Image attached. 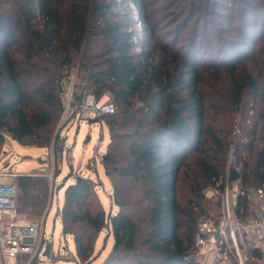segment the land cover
I'll return each mask as SVG.
<instances>
[{
  "label": "trees",
  "instance_id": "trees-1",
  "mask_svg": "<svg viewBox=\"0 0 264 264\" xmlns=\"http://www.w3.org/2000/svg\"><path fill=\"white\" fill-rule=\"evenodd\" d=\"M71 77L68 122L85 93L113 103L112 114L99 116L110 135L101 162L118 206L108 215L90 178L65 190L58 215L74 261L92 264L108 229L114 244L102 264H200L198 226L222 219V205L208 216L203 190L220 183L223 192L228 169L238 172L233 213L244 220L250 194L264 185V0H0V154L6 136L53 145L58 177L66 141L58 146L51 128ZM182 174L191 191L185 205ZM15 182L16 216H40L47 176ZM263 256L249 247L243 264ZM31 264L46 263L36 255Z\"/></svg>",
  "mask_w": 264,
  "mask_h": 264
},
{
  "label": "rangeland",
  "instance_id": "rangeland-1",
  "mask_svg": "<svg viewBox=\"0 0 264 264\" xmlns=\"http://www.w3.org/2000/svg\"><path fill=\"white\" fill-rule=\"evenodd\" d=\"M178 24L179 22L174 23L171 26L172 28L169 30L175 29ZM139 28L141 27L139 26ZM188 32L189 31L186 33ZM69 76H71V74ZM72 78L73 77L67 78L65 80L66 84L71 83V80H74L73 84H75L76 80ZM100 101L111 103L110 96L108 94L103 96ZM99 118L100 117L94 113H84L83 117L79 114L77 120L70 124V122L67 121V116L63 117L62 114L60 115V119L56 125L51 128L52 138L59 133L60 137L58 146H61L64 140L66 141V146L64 147L65 151L61 162V169L57 179L54 176L55 161L53 159V145L46 149L28 148L14 142L10 136H6L5 143L2 146V149L5 146V149L9 151L8 153L13 155L11 160L13 171L26 174L31 171H40L43 169L42 172L37 173L45 174L49 179L47 206L42 214L38 217H31L29 219L23 215H17L16 218L17 220H26L28 222L42 219L49 207L50 201L53 200L52 206L45 220L44 239L49 240V244L51 245L54 253L56 256L60 257V260L55 262V264H77V262L72 258V254H75V243L73 237L63 233L60 216L58 215L59 205L62 206L64 203L65 190L69 186L75 184L77 178L85 177L91 178L95 181L108 215L111 211H113V213L118 211V206L110 199L112 194V185L109 178L105 174L104 167L101 162L110 141L109 126L105 119L100 120ZM26 156H28V158H26ZM38 158L42 160V163ZM91 162L96 164V167L93 170L89 168V163ZM234 163L235 157L233 154V148H231L229 152L228 165ZM3 169L4 163L1 162L0 171ZM231 174V170L228 169L227 176L229 175V178L231 177ZM188 182L189 181L182 174L179 185V199L184 205L191 197ZM56 186L60 188L59 198H56V196L54 197L55 193H57L55 190ZM220 186V183L217 185H209L202 192L204 196V208L206 212H208V216L216 215L219 210H221V205L224 200L223 196L226 192V184L223 192L219 188ZM239 187L240 186L237 181L228 183V193L231 204L236 203L237 196L239 194ZM203 217L205 218L206 216ZM203 217H201V219ZM39 241L41 242V239ZM113 244V234L108 229H104L98 238L96 254L92 264H101L109 255ZM232 251L235 252V250L228 244L224 246L208 245L203 248L196 249V257L200 264H233L230 257V254H233ZM242 255L246 256V251ZM30 258L31 256L26 257L24 260L20 259L18 262L23 263L28 261ZM42 258L46 259V256L42 254ZM260 263L264 264V256Z\"/></svg>",
  "mask_w": 264,
  "mask_h": 264
},
{
  "label": "built area",
  "instance_id": "built-area-1",
  "mask_svg": "<svg viewBox=\"0 0 264 264\" xmlns=\"http://www.w3.org/2000/svg\"><path fill=\"white\" fill-rule=\"evenodd\" d=\"M70 82L66 84L64 81L63 117H68L72 108L74 80ZM78 108V114L70 124L77 120L79 114L82 117L84 113L101 116L114 112L112 104L97 101L90 93L84 94ZM17 177L18 174L12 171H0V264L20 255L31 256L28 261L22 263L31 264V260L44 251V246L42 249L39 248L41 243L39 240H42L45 225L44 217L32 222H24L16 218L18 186L15 178ZM228 177L222 202L221 224L218 226L214 219L202 220L196 233L195 246L198 249L208 245L228 244L235 250L240 264H243L242 254L247 248L261 249L264 252V185L250 194V213L246 219L241 220L233 213L236 203H230ZM3 179L7 181H1Z\"/></svg>",
  "mask_w": 264,
  "mask_h": 264
},
{
  "label": "crops",
  "instance_id": "crops-1",
  "mask_svg": "<svg viewBox=\"0 0 264 264\" xmlns=\"http://www.w3.org/2000/svg\"><path fill=\"white\" fill-rule=\"evenodd\" d=\"M14 142H16V141H14ZM17 143V142H16ZM19 144V143H18ZM20 145V144H19ZM21 146H23V145H21ZM24 147H28L29 148V146H24ZM30 148H37V147H30ZM40 149H46V148H40ZM9 151H7L6 149H5V146H4V148L2 149V152H1V154H0V163L2 162V163H4V169L3 170H7V171H12V172H14V173H17V172H15V171H13V167L11 166V160H12V158H13V155H11V153H8ZM26 158H28V156H26ZM39 160H40V162L42 163V160L40 159V158H38ZM102 160V159H101ZM95 167H96V164L95 163H93V162H91V163H89V168L90 169H95ZM61 169V168H60ZM42 170L43 169H41L40 171H31V172H29V173H26V174H21V173H17L18 174V177L19 176H31V175H34V174H36L37 172H42ZM2 171V170H1ZM85 178V177H84ZM57 179V178H56ZM91 179V178H90ZM92 180V179H91ZM110 180V179H109ZM1 181H7V179L5 180V179H3V180H1ZM94 181V180H93ZM95 182V181H94ZM111 182V181H110ZM55 185H56V182H55ZM112 185V184H111ZM96 189H97V187H96ZM55 190H56V192L57 193H55V191H54V193H55V195H54V197L56 196V198H59V196H60V188L58 187V186H56V188H55ZM97 192H98V195H99V197H100V193H99V191H98V189H97ZM112 192H113V187H112ZM111 197H112V194H111V196H110V199H111ZM100 199H101V197H100ZM64 201H65V193H64ZM101 201H102V199H101ZM111 201H112V199H111ZM52 203H53V200H51L50 201V203H49V207H48V209H47V211H46V213H45V215H44V224H45V220H46V218H47V215H48V213H49V210H50V208H51V206H52ZM103 203V202H102ZM63 205H64V203H63ZM63 205L62 206H60L59 205V208H58V210H60L62 207H63ZM103 206H104V204H103ZM105 208V207H104ZM106 210V209H105ZM116 212H114L113 213V211H111V213L110 214H115ZM60 220H61V218H60ZM20 221H24V222H28V221H26V220H20ZM44 228H45V225H44ZM61 228H62V223H61ZM102 233V232H101ZM100 233V234H101ZM43 235H44V229H43V231H42V240L43 241H45V245H44V251H45V249H46V246L49 244V240H46V239H44L43 238ZM100 236V235H99ZM99 238V237H98ZM97 242H98V240H97ZM97 242H96V248H97ZM44 251L40 254V259L41 260H43L46 264H55V262H57V261H59L60 260V257L59 256H56V254L54 253V251H53V249L51 248V252H52V255H53V257L51 256H49V257H46V259H43L42 258V254L44 255ZM45 256V255H44ZM75 256V254H72V258ZM27 257H29V256H27ZM106 259V258H105ZM104 259V260H105ZM74 260V259H73ZM104 262V261H103ZM102 262V263H103ZM101 263V264H102ZM2 264H22V263H18V258H9L6 262H2ZM78 264V263H77Z\"/></svg>",
  "mask_w": 264,
  "mask_h": 264
},
{
  "label": "water",
  "instance_id": "water-1",
  "mask_svg": "<svg viewBox=\"0 0 264 264\" xmlns=\"http://www.w3.org/2000/svg\"><path fill=\"white\" fill-rule=\"evenodd\" d=\"M78 179V178H77ZM239 179V174H238V172H236V171H233L232 172V175H231V180L232 181H236V180H238ZM51 245L50 244H48L47 246H46V249H45V251H44V255L46 256V257H49L50 256V252H51Z\"/></svg>",
  "mask_w": 264,
  "mask_h": 264
}]
</instances>
